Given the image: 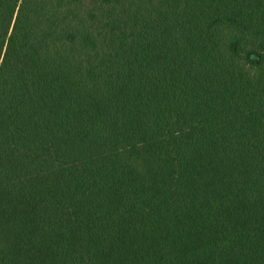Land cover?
<instances>
[{"label":"trees","instance_id":"16d2710c","mask_svg":"<svg viewBox=\"0 0 264 264\" xmlns=\"http://www.w3.org/2000/svg\"><path fill=\"white\" fill-rule=\"evenodd\" d=\"M0 264H264V0H0Z\"/></svg>","mask_w":264,"mask_h":264}]
</instances>
